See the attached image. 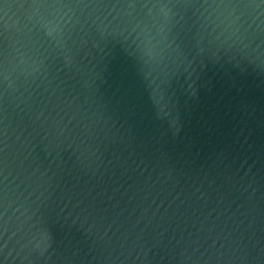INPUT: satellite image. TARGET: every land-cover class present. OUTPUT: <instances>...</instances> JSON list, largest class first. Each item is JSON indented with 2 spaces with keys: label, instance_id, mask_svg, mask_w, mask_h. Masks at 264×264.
Wrapping results in <instances>:
<instances>
[{
  "label": "water",
  "instance_id": "obj_1",
  "mask_svg": "<svg viewBox=\"0 0 264 264\" xmlns=\"http://www.w3.org/2000/svg\"><path fill=\"white\" fill-rule=\"evenodd\" d=\"M209 3L0 0V264H264V72Z\"/></svg>",
  "mask_w": 264,
  "mask_h": 264
},
{
  "label": "clouds",
  "instance_id": "obj_2",
  "mask_svg": "<svg viewBox=\"0 0 264 264\" xmlns=\"http://www.w3.org/2000/svg\"><path fill=\"white\" fill-rule=\"evenodd\" d=\"M207 8L214 40L234 47L255 70L264 72V0H211ZM57 27L54 21L53 31ZM127 39L146 62H159L167 50L160 33L146 27Z\"/></svg>",
  "mask_w": 264,
  "mask_h": 264
}]
</instances>
